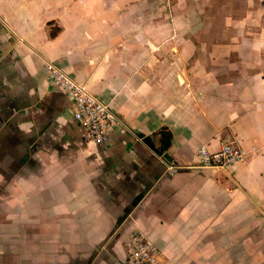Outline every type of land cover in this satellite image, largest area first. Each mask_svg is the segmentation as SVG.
<instances>
[{
    "label": "crops",
    "instance_id": "0c3cea01",
    "mask_svg": "<svg viewBox=\"0 0 264 264\" xmlns=\"http://www.w3.org/2000/svg\"><path fill=\"white\" fill-rule=\"evenodd\" d=\"M224 140L246 161L199 167ZM133 233L159 264H264V0H0V264H125Z\"/></svg>",
    "mask_w": 264,
    "mask_h": 264
},
{
    "label": "built area",
    "instance_id": "2783aa9c",
    "mask_svg": "<svg viewBox=\"0 0 264 264\" xmlns=\"http://www.w3.org/2000/svg\"><path fill=\"white\" fill-rule=\"evenodd\" d=\"M49 82L63 92L74 106V118L89 133L96 144L107 143L111 130L117 125V118L110 106L92 95L86 86L76 82L55 64H47ZM198 166L227 170L230 166L246 161L245 151L234 141L224 140L219 151L212 152L201 147L197 154ZM179 171L170 167L171 175ZM128 256L125 264H159L158 249L148 238L140 233H133L126 241Z\"/></svg>",
    "mask_w": 264,
    "mask_h": 264
},
{
    "label": "trees",
    "instance_id": "16d2710c",
    "mask_svg": "<svg viewBox=\"0 0 264 264\" xmlns=\"http://www.w3.org/2000/svg\"><path fill=\"white\" fill-rule=\"evenodd\" d=\"M160 135H161V141H162V148L164 151H167L170 148L171 143H172V134L168 130L163 129L160 132Z\"/></svg>",
    "mask_w": 264,
    "mask_h": 264
},
{
    "label": "water",
    "instance_id": "95a60500",
    "mask_svg": "<svg viewBox=\"0 0 264 264\" xmlns=\"http://www.w3.org/2000/svg\"><path fill=\"white\" fill-rule=\"evenodd\" d=\"M165 158H166L167 160H171V159L169 158V156H168V155H166V156H165Z\"/></svg>",
    "mask_w": 264,
    "mask_h": 264
}]
</instances>
